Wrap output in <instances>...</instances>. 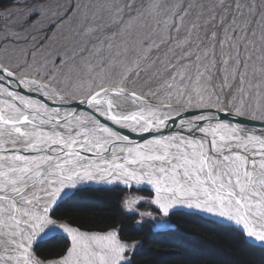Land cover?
I'll return each instance as SVG.
<instances>
[{"label": "snow or ice", "instance_id": "obj_1", "mask_svg": "<svg viewBox=\"0 0 264 264\" xmlns=\"http://www.w3.org/2000/svg\"><path fill=\"white\" fill-rule=\"evenodd\" d=\"M196 7L202 6L176 4L162 20L157 11L153 32L136 29L141 13L125 21L122 9L107 25L87 24L80 34L86 43L74 53L80 63L66 74L74 77L68 88L58 87L56 69L34 54L31 62L27 56L0 62V264H130L126 253L139 242L122 241L116 229L83 231L56 214L92 185L149 186L162 217L154 228L172 230L163 218L189 209L235 225L264 246V128L257 134L254 126L220 118L227 108L233 120L264 124V5L256 21L259 44L252 21L241 19L245 7L256 16L254 3L237 0L233 9L219 0L221 13L210 10L201 22L197 12L185 28ZM41 14L39 7L28 13ZM210 24L223 27L219 40L215 30L208 33ZM182 28L183 39L171 37ZM169 41L163 56L153 55ZM72 102L87 111L63 107ZM139 199L126 202L129 211ZM43 244H64L63 254L41 259L34 248Z\"/></svg>", "mask_w": 264, "mask_h": 264}, {"label": "rangeland", "instance_id": "obj_2", "mask_svg": "<svg viewBox=\"0 0 264 264\" xmlns=\"http://www.w3.org/2000/svg\"><path fill=\"white\" fill-rule=\"evenodd\" d=\"M225 5H234L237 0H224ZM242 5H256V16L249 17L247 14V7L243 9L245 16L241 19H250L252 21L251 27L256 29L257 32V43L259 44L258 37L260 35V28L256 21L260 19L261 6L264 5V0H239ZM182 3L185 7L188 4H194L197 6L193 8L189 15L185 17L184 25L185 28L194 19L197 12H203L201 17V22L211 14L210 10H214L216 13H221L223 10L218 5L219 0H0V61L1 62H16L18 59L27 56L29 61H32L33 54L36 61L47 62L50 68L56 69L54 74L60 84L57 85L61 88H68L73 83V79L66 78V74L69 69L74 64L80 63L79 55L74 53L86 43V39L81 38V33L83 32L85 26L89 23H97L101 25H107L110 23L112 15L116 13L117 9H122L119 13L123 16L124 20L127 21L130 16L137 17L138 13L142 15L138 16L135 23L137 30H142L145 32H153L155 28L154 15L159 11L158 19H163L165 14L172 10V7L176 4ZM131 4V8L127 5ZM159 5V9L155 7ZM39 7L41 9V15H31L29 16V11L34 8ZM183 11V9H181ZM233 11L230 10L228 19L225 20V24L231 19ZM215 24V22H214ZM146 27H142L145 26ZM117 26L109 28L107 31H115ZM185 28H182L179 33L172 31L170 33L171 37L174 39H183L185 35ZM215 30L217 32V40H219L223 35V27L216 26L213 24L208 25L207 31L210 34L211 31ZM251 29L249 30V34ZM157 36L164 35L165 39H168L169 34L162 33V31H157L155 33ZM103 32L97 33V36L102 37ZM201 37L207 43V38L205 33L202 31L200 33ZM169 43L161 46L159 52H153V55L163 56L165 52L168 51ZM219 44L217 43V56L219 57ZM244 55V49L241 46V56ZM59 57H63L66 64L61 68V60ZM239 81H237V85ZM71 94V93H69ZM226 107V106H225ZM227 110V108H226ZM91 188V189H90ZM89 190H94V187H90ZM104 188V187H103ZM108 189V187H105ZM119 190H114L120 192ZM83 190H88L83 189ZM88 190V191H89ZM123 191V190H122ZM124 194V193H123ZM140 194V193H139ZM153 195L152 192L146 190L141 193L143 199L137 203L133 204V208L136 211H129L127 206L125 209H121V213L126 216L131 217V222L137 223L140 226H146L154 234L153 244L160 247V241L158 238L164 237L165 248L164 250H170L175 252H181L182 255L197 257V258H207L204 257L206 253L202 252L203 248H198L194 246L193 239L190 237L177 236V238L171 235V232L178 229V224L172 222L171 216L176 213L189 214L194 216H199L207 221L213 222L212 218L202 216L201 214H194V212L186 210L173 211L166 217V220L171 221L175 226L172 230L157 229L153 226L161 219L160 211L154 206L150 205L149 199ZM140 213H151V216H141ZM219 224L220 226H225L228 229V233H221L219 228L213 226L206 227L208 232H211L220 238H230L229 231L233 234H239L243 237L245 242L251 244V242L246 240V236L242 234L236 227L222 223L213 222ZM83 230V228H81ZM108 229V227H107ZM110 229V228H109ZM108 229V230H109ZM113 229V228H111ZM84 231V230H83ZM107 231V230H105ZM100 230H90V232H105ZM120 239L126 243L139 242L136 248L131 253H126L130 258V262H133V254L143 245V241L137 240H126L120 233ZM175 236V235H174ZM124 239V240H123ZM192 240V241H190ZM163 241V240H161ZM195 242V241H194ZM66 244V242H65ZM45 244L40 245L43 247ZM53 245V244H52ZM254 245V244H251ZM256 246V245H254ZM209 248L208 246H206ZM260 248V246H259ZM185 249V251H184ZM264 250V248L261 247ZM211 252L213 253V249ZM216 251V250H214ZM218 252V251H216ZM183 255V257H185ZM216 260V259H215ZM222 261V259L217 257V262Z\"/></svg>", "mask_w": 264, "mask_h": 264}, {"label": "trees", "instance_id": "obj_3", "mask_svg": "<svg viewBox=\"0 0 264 264\" xmlns=\"http://www.w3.org/2000/svg\"><path fill=\"white\" fill-rule=\"evenodd\" d=\"M81 192L77 194L78 200L60 205L56 214L66 219H74L83 229L105 231L109 228H118L124 239L143 241L139 251L133 254V262L130 264H264L263 249L245 242L241 235L233 234L230 231L229 239L217 237V235L208 232L206 227L219 228L221 233L226 234L228 229L232 230L231 228L220 226L199 216L182 213L171 216L172 221L178 224V229L172 231L171 235L175 238L182 235L192 238L194 246L203 248L202 252L206 253L204 257H208L197 258L184 254L185 257H183L181 252L165 251L164 237L158 238L160 247H157L156 243L153 244L154 234L148 227H134L131 217L121 213V208L114 201V197L118 194L119 196L123 195L122 190L120 192L114 190L102 192V195L98 192L91 193L88 190ZM63 247L64 244L46 248L45 257L62 255ZM210 249H213V253ZM217 257H220L222 261L217 262Z\"/></svg>", "mask_w": 264, "mask_h": 264}, {"label": "bare ground", "instance_id": "obj_4", "mask_svg": "<svg viewBox=\"0 0 264 264\" xmlns=\"http://www.w3.org/2000/svg\"><path fill=\"white\" fill-rule=\"evenodd\" d=\"M1 62V61H0ZM21 92H22V94H26V95H32L33 97H35L37 94L36 93H28L26 90H23V89H21ZM45 103H47L48 105H49V107H57V106H59V102H55V101H47V100H45L44 101ZM63 107L64 108H71V109H77V110H79V111H87V109L85 108V106L84 105H80V104H78V103H76V102H72V103H70V104H65V105H63ZM226 113H227V110L225 111ZM98 119H100V121H101V123H107L109 126H112L111 125V122H108V121H106V120H104V118H102V117H98ZM177 119H179V118H177ZM254 120H252V122H253ZM232 123V122H231ZM257 129V134H260L259 133V129H261V128H256ZM117 130H119V131H121L122 132V134H125V135H129L130 136V138L131 139H134V140H137V141H140L141 140V136L139 135V134H137V133H130V132H128V130L127 129H119V128H117ZM172 130H175V125H173L172 126V128H170L169 130H166V131H172ZM145 136H147V134H145ZM118 186H120V187H123L124 189H122V188H120V190H123V195H121V196H119V194L117 195V196H115L114 197V201L120 206V208L121 209H125V206H126V202L127 201H130V200H132V201H135V200H137L138 198H143V196H141V193L142 192H145L146 190H148V191H150V192H152L153 193V195L150 197V198H148L149 200V203H150V201H151V199L154 197V192L149 188V186H147V185H142V186H140L139 188H137V187H135V186H133L132 188H127L126 186H124V185H92L91 187H94L93 189L94 190H89V188L90 187H88L87 189L92 193V192H98V194H100V195H102V192H110V191H113V190H119V188H117ZM104 187V188H103ZM105 187H108V189L107 188H105ZM91 189V188H90ZM82 193V192H81ZM140 193V194H139ZM140 200H142V199H139V201ZM66 203H68V202H66ZM66 203H64V204H66ZM61 205H63V204H61ZM150 205H152V206H154L155 208H157V206L156 205H154V204H152V203H150ZM158 209V208H157ZM56 210H57V208H56ZM159 210V209H158ZM182 210H186V211H190V212H193V210H189V209H182ZM202 216H205V217H208V218H212V217H209V216H207L206 214H201ZM162 218V217H161ZM163 219H167L166 217H164ZM212 219H214V218H212ZM173 222V221H172ZM220 222H222V223H225V224H228V225H231V226H234V227H236L235 225H232V224H229V223H226V222H223V221H220ZM133 226L134 227H136V228H139V227H141L140 225H138L137 223H134L133 224ZM120 228V227H119ZM113 229H116L117 231H118V233H120V230L118 229V228H113ZM84 231H87V232H90V230H88V229H83ZM119 238H121L120 236H119ZM124 240V239H123ZM246 240L247 241H249V242H251V244H254V245H256V247H259L260 246V248L262 247V248H264V246H261V244H260V242H258V241H254V240H249L248 238H246ZM125 241V240H124ZM51 246H52V244H45L43 247H41L40 245H38V246H36L35 248H34V251H35V253H36V255L39 257V258H41V259H55V258H58V257H56V256H50L49 258H47V257H45V249L46 248H51Z\"/></svg>", "mask_w": 264, "mask_h": 264}, {"label": "water", "instance_id": "obj_5", "mask_svg": "<svg viewBox=\"0 0 264 264\" xmlns=\"http://www.w3.org/2000/svg\"><path fill=\"white\" fill-rule=\"evenodd\" d=\"M220 118L223 120H227L229 122L235 123V122H242L244 124H247L249 126H254L255 128H264V124H262L260 121H253L246 118V117H241L239 118V121L233 120L231 117L227 115L226 112H221L220 113Z\"/></svg>", "mask_w": 264, "mask_h": 264}]
</instances>
